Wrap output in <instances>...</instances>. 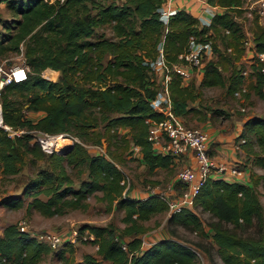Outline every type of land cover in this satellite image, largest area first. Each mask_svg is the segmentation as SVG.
Returning a JSON list of instances; mask_svg holds the SVG:
<instances>
[{"label": "trees", "instance_id": "trees-1", "mask_svg": "<svg viewBox=\"0 0 264 264\" xmlns=\"http://www.w3.org/2000/svg\"><path fill=\"white\" fill-rule=\"evenodd\" d=\"M164 1L0 0L18 17L6 22L13 33L5 34V39L17 52L24 45L28 67L25 79L0 87L1 123L20 131L10 135L0 125V169L3 174H17L26 158L33 164L45 160L49 167L29 177L21 194L4 195L0 203L14 209L25 206L28 214L36 210L53 216L86 208V199L100 191L98 199L106 202L107 210L113 206L123 210L124 226L79 227L93 234L89 241L100 256L85 253L84 264H200L201 254L210 258L212 243L225 264H264V206L259 197V188L264 195V117L256 115L245 117L235 138L246 155L245 165L252 166L249 182L207 178L191 206L167 214L169 236L143 246L142 234L151 228L144 222L168 212V204L157 193L143 197L129 193L120 167L122 153L137 147L149 170L176 166L180 158L157 152L148 139L151 122L164 117L151 100L159 90H166L170 110L186 123L188 114L199 112L195 102H200L204 86H223L232 97L248 95L243 86L248 46L236 18L246 0H206L222 8L208 25L183 8L164 21L158 10ZM104 24L110 25L112 36L95 34ZM251 40L256 52H264V29L257 21ZM193 42H210L213 50L204 63L200 89L192 80L184 81L174 68L185 63ZM160 54L162 85L149 66ZM260 65L252 62L249 75L254 93L264 97ZM48 68L59 71L56 80L43 76ZM36 112L41 113L38 118L28 116ZM36 131L70 134L79 142L74 141L65 153H46ZM86 144L103 146L105 152L90 153ZM68 165L87 171L78 187L73 185ZM255 166L263 172L254 171ZM180 185L185 186L179 181L174 186ZM199 211L210 215L206 223ZM180 227L210 242L181 240L177 236ZM52 249L17 223L5 225L0 234V264H38Z\"/></svg>", "mask_w": 264, "mask_h": 264}, {"label": "rangeland", "instance_id": "rangeland-1", "mask_svg": "<svg viewBox=\"0 0 264 264\" xmlns=\"http://www.w3.org/2000/svg\"><path fill=\"white\" fill-rule=\"evenodd\" d=\"M103 1V0H102ZM111 1V0H108ZM116 1V0H115ZM119 1V0H118ZM18 18L12 9L6 6V3H0V66L4 70L10 69L15 64H26V59L23 55L24 45L20 44V51L17 52L14 49V45L6 41L5 34L13 33V29L7 28L6 22L11 23ZM238 22L241 24L247 40L248 50H251L250 41L252 39V29H254V23L257 21V17L254 12L244 10L242 13H238L236 16ZM105 34L112 36V30L109 24H104L95 29V34ZM220 43L221 40L218 39ZM222 48V47H220ZM248 52V51H247ZM246 52V54H247ZM243 59L245 64L244 72V90L248 95L232 97L223 86H204L200 89L199 82L202 76V71L192 68V80L197 88L201 91L200 102L195 105L198 106L199 112L188 114L185 117L186 123L191 126L211 127L216 129L218 137L224 139L229 136V128H234L237 123H240L242 119L248 115H256L264 117V97H260L255 94L251 88L253 84V77L249 75L250 60L253 59V50L249 51V56ZM252 54V55H251ZM208 59L205 58L204 63ZM45 71V70H44ZM42 72L43 76L49 77L48 74ZM228 74L227 71L224 72ZM154 77L160 85L163 82V72L161 69L154 71ZM57 79V78H56ZM204 115L205 118L200 120L199 117ZM35 119V118H34ZM0 125H3L0 121ZM208 125V126H207ZM216 132V133H217ZM9 134H14V131L9 130ZM54 139V138H53ZM58 140L62 141L60 137ZM67 142L66 139L65 141ZM71 143H73L71 141ZM90 153H98L99 149L96 146H87ZM239 150V149H237ZM243 161L246 159V155L243 152L238 153ZM123 161L120 162L121 169L125 172L127 177V185L130 188V194L145 195L149 191L162 192L169 194L170 185L174 186L176 183L175 174L176 171L182 166L176 163V166L168 167H156L153 170H149L142 160V157L137 147H131L122 153ZM182 158V157H181ZM238 164V163H237ZM247 165L251 166L248 162ZM252 167V166H251ZM41 168H49L48 162L45 160H38L36 163H30L26 158L21 171L17 174H3L0 169V198L9 194H21L25 188V185L29 177L35 175V173ZM68 173L73 179L74 187H78L81 180L86 179L87 171L82 166H66ZM256 172H263L262 168L254 167ZM184 187L182 185L174 187L175 193L181 191ZM174 194L169 196L174 197ZM260 200L264 206V195L262 188H259ZM102 193L97 191L95 194L90 195L86 201L88 206L86 208H74L67 209L62 214H55L53 216H45L36 210L31 211L30 214L26 212L25 206L20 208H9L0 203V234L3 227L9 223H17L23 225L29 232H44L54 231L59 233H65L66 231L79 230V227L84 225H113L116 227H123L122 216L123 210L113 206L112 209H106V202L98 199ZM167 213H161L157 216L146 220L144 223L151 228L142 234L144 239V246H147L159 238L169 236L166 226ZM203 222H207L210 219V215L206 212H198ZM155 220H158L157 224ZM207 234H210V228L206 227ZM178 238L181 240H188L191 242L202 241L204 244L210 242V238L197 237V235L191 231H188L182 227L178 228ZM38 239V238H37ZM39 240V239H38ZM210 244V243H209ZM69 245V244H68ZM67 244L60 245L58 248L52 249V252L46 254L38 264H84L83 255L85 253H91L95 257L100 258L96 252V245L89 240H78L75 243L68 246ZM209 246V245H208ZM71 247V251L69 249ZM66 248V249H65ZM216 246L212 243L210 258L201 254L200 264H225L216 252Z\"/></svg>", "mask_w": 264, "mask_h": 264}, {"label": "built area", "instance_id": "built-area-1", "mask_svg": "<svg viewBox=\"0 0 264 264\" xmlns=\"http://www.w3.org/2000/svg\"><path fill=\"white\" fill-rule=\"evenodd\" d=\"M165 1L158 8L164 21H166L176 10L167 8ZM203 2L208 4L206 0H203ZM243 9H246L249 12H254L257 17V22L264 29V0H246ZM199 19L204 25L210 23V18ZM250 47H252L251 51L253 50L254 52L253 59L250 60V62L252 63L256 61L258 64L260 63V70L264 73V52H256L252 40L250 41ZM212 56L213 50L210 42H193L191 48L184 56L185 63L176 65L174 68L183 76L184 81H188L192 75V68L203 71L205 58L208 57V59H210ZM149 66L153 71L161 69L164 75V64L161 54L158 55L156 59L150 60ZM27 69L28 67L24 63L15 64L8 70H4L0 66V87L10 81L18 82L25 79L27 76ZM151 104L155 109L164 114L162 119L152 121L149 127L148 139L152 142L156 151L162 154H172L180 158L187 155L192 156L191 163L181 166L176 171L175 180L183 183L185 186L181 191L175 193V186L170 185L169 188L171 192H169V194L175 193L174 197L162 192L149 191L147 193H157L161 198L165 199L168 204L167 214H169L172 211L180 210L183 206H191L193 196L197 193L205 180L209 177L216 178L218 175L223 176L227 170V165L224 161L217 160L211 155L210 135L204 128L201 126L187 125L180 117L172 113L170 110V100L167 96L166 90H159L156 96L151 100ZM2 126L7 130L10 129L7 125L3 124ZM14 133H20V131H14ZM57 137H60L62 141H65L66 139L67 142L61 141L57 148L55 144ZM36 139L40 143L42 150L46 153L61 151L64 146L71 145V141L79 142L77 137L70 134H49L42 131H36ZM50 140H54L53 143H50ZM234 145L236 149H239L238 144L234 143ZM87 146H96L99 149V152H105L103 146L86 144V147ZM229 172V175L236 176H239L242 173L237 163L230 167ZM19 228L21 230H26L23 225H19ZM30 234L39 240L47 242L52 248H58L60 245L67 242L73 244L78 240L93 239V234L86 229L83 231L74 229L66 231L65 233L44 231L40 233L30 232ZM142 241L144 246L145 242L143 237ZM147 244H150V242ZM123 247L125 246L123 245Z\"/></svg>", "mask_w": 264, "mask_h": 264}, {"label": "crops", "instance_id": "crops-1", "mask_svg": "<svg viewBox=\"0 0 264 264\" xmlns=\"http://www.w3.org/2000/svg\"><path fill=\"white\" fill-rule=\"evenodd\" d=\"M165 5L169 9L183 8L189 11L190 13H192L193 15L197 16L198 18H211L213 13L221 11L220 7L218 6L214 7L205 4L203 0H166ZM249 51L251 52V50H248L246 54L247 57L249 56L248 55ZM55 71H57L55 77L53 78L47 77V78L56 80V78H58L59 71L58 70ZM40 114H41L40 112L28 113V116L32 119L34 118L36 119L40 116ZM244 119H242L240 123H237L233 129L229 128V136H227L225 139L223 137L217 136L218 132L216 131V129H211V127H209L208 125H207L208 127H205L206 125H202V128H204L210 135L211 155L217 160L224 161L227 165V170L224 173V175L223 176L218 175L216 177H222L226 180H237L244 183L249 182V166L247 164L245 165V161H243L242 157L238 154L239 151L240 152L242 151L237 150L234 145L235 138L239 134L242 128V123ZM178 161L179 164H181L182 166L189 164L192 162V156L187 155L182 158H179L178 160H176V163H178ZM236 163H238L237 165L242 171L241 175L239 176L229 175L230 167L235 165ZM131 195L136 197H143V195L139 196L138 194L137 195L131 194Z\"/></svg>", "mask_w": 264, "mask_h": 264}, {"label": "bare ground", "instance_id": "bare-ground-1", "mask_svg": "<svg viewBox=\"0 0 264 264\" xmlns=\"http://www.w3.org/2000/svg\"><path fill=\"white\" fill-rule=\"evenodd\" d=\"M56 72H57V71H55V70H53V69H51V68H48V69L45 70V73L48 74L49 77H51V78H53V77L56 76V74H57ZM1 122H2V121H1ZM56 139H57V138H56ZM53 141H54V140H50L49 142H50V143H53ZM60 143H61V141L58 140V139L55 141V144H56V147H57V148L59 147Z\"/></svg>", "mask_w": 264, "mask_h": 264}, {"label": "water", "instance_id": "water-1", "mask_svg": "<svg viewBox=\"0 0 264 264\" xmlns=\"http://www.w3.org/2000/svg\"><path fill=\"white\" fill-rule=\"evenodd\" d=\"M0 119H1V117H0ZM69 146H70V145H66V146H64V147L62 148L61 151H63V153H65V152H66V149H67Z\"/></svg>", "mask_w": 264, "mask_h": 264}]
</instances>
